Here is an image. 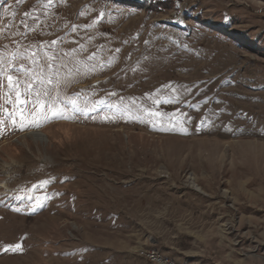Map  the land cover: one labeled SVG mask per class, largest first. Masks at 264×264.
<instances>
[{
    "label": "rangeland",
    "instance_id": "rangeland-1",
    "mask_svg": "<svg viewBox=\"0 0 264 264\" xmlns=\"http://www.w3.org/2000/svg\"><path fill=\"white\" fill-rule=\"evenodd\" d=\"M155 1L0 0L5 61L59 38L60 95L104 101L21 130L0 77V264H264V0Z\"/></svg>",
    "mask_w": 264,
    "mask_h": 264
},
{
    "label": "snow or ice",
    "instance_id": "snow-or-ice-1",
    "mask_svg": "<svg viewBox=\"0 0 264 264\" xmlns=\"http://www.w3.org/2000/svg\"><path fill=\"white\" fill-rule=\"evenodd\" d=\"M55 3V0H43L44 7H50ZM27 15V13L25 14ZM37 23L39 22L38 17L34 18ZM100 19H103V14H101ZM90 25H85L84 27H89ZM79 26L73 25L71 31H75ZM59 42V38L57 40H53L50 42H41L42 47L39 51H31L30 49H26V52L29 53L25 58L31 59L33 65H37V67L29 68L24 64H15L13 61L17 59V53H13L11 58L7 61L0 56V77L6 76L7 79V88L10 93L15 94V100L13 102V112L7 114V119L11 121V126L15 127L18 123L16 119L17 105H19V113L20 119L19 123L21 124V130H23V126H25L24 122L26 120L31 121L32 126H39V121H45L49 118V114H51V118H72L76 115H84L87 116L90 112H96L100 107V104H103L104 101L93 102L89 105L87 102L81 103L79 100L78 94L74 97H62L59 93V86L61 83V69L65 66L60 64L57 66L56 61L59 57L55 55H47V48L49 45L56 46ZM3 47H7L6 45ZM83 46L81 45V48ZM73 52L76 50L73 49ZM116 51H119L118 49ZM41 52H44L45 55H41ZM37 58L43 60L47 59L48 63L44 67H40L37 64ZM95 59V54L89 56L87 60L91 62ZM84 63V62H78ZM111 61L103 62L99 61L97 64L84 63V68L88 72H94L102 70L107 67ZM39 68V71H37ZM9 69L12 72L22 73L24 80L21 81L19 76H13L8 74ZM75 72H79V67H75ZM73 73V69H69L67 71L68 75ZM33 81L39 85V87H34ZM3 81L0 80V86H2ZM174 91V90H173ZM21 96L27 97L26 99H21ZM123 99V98H121ZM156 100L154 103H158ZM109 110L121 111V109L117 105H107ZM149 117H154L159 115L150 109L145 110ZM67 114V115H66ZM3 113H0L2 116ZM114 118V117H112ZM104 119H110L109 116H105ZM5 123L4 119H0V125ZM167 130V129H161ZM186 131V129H182ZM40 198H36V205L33 207V211L35 207L41 205ZM19 210V209H17Z\"/></svg>",
    "mask_w": 264,
    "mask_h": 264
},
{
    "label": "bare ground",
    "instance_id": "bare-ground-1",
    "mask_svg": "<svg viewBox=\"0 0 264 264\" xmlns=\"http://www.w3.org/2000/svg\"><path fill=\"white\" fill-rule=\"evenodd\" d=\"M31 134L34 135L35 137L40 138L43 135V132L35 131V132H31ZM189 179H190V185L192 187H194L198 191H203V189L197 184L193 176H190ZM153 253H156L158 257H163V258L153 257ZM139 255L141 257L142 256L145 257V259H147L148 264H181L177 262L175 259L161 253L159 250L153 247H147L142 249ZM149 258H150V263H149Z\"/></svg>",
    "mask_w": 264,
    "mask_h": 264
},
{
    "label": "trees",
    "instance_id": "trees-1",
    "mask_svg": "<svg viewBox=\"0 0 264 264\" xmlns=\"http://www.w3.org/2000/svg\"><path fill=\"white\" fill-rule=\"evenodd\" d=\"M143 2H144V4H146V5H148V6L156 3L155 0H143ZM150 7H151V6H150Z\"/></svg>",
    "mask_w": 264,
    "mask_h": 264
},
{
    "label": "built area",
    "instance_id": "built-area-1",
    "mask_svg": "<svg viewBox=\"0 0 264 264\" xmlns=\"http://www.w3.org/2000/svg\"><path fill=\"white\" fill-rule=\"evenodd\" d=\"M153 257H158L156 253H153ZM158 258H163V257H158ZM149 263H150V258H149Z\"/></svg>",
    "mask_w": 264,
    "mask_h": 264
}]
</instances>
